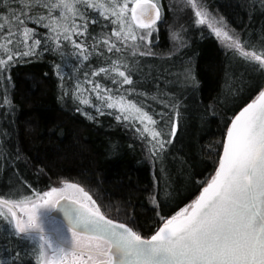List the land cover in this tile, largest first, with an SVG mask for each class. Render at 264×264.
<instances>
[{
  "label": "trees",
  "instance_id": "trees-1",
  "mask_svg": "<svg viewBox=\"0 0 264 264\" xmlns=\"http://www.w3.org/2000/svg\"><path fill=\"white\" fill-rule=\"evenodd\" d=\"M142 0H0V200L78 184L150 238L214 178L234 117L264 89V62L226 49L189 11L156 28ZM264 59V0H203ZM43 250L0 206V264Z\"/></svg>",
  "mask_w": 264,
  "mask_h": 264
},
{
  "label": "water",
  "instance_id": "water-1",
  "mask_svg": "<svg viewBox=\"0 0 264 264\" xmlns=\"http://www.w3.org/2000/svg\"><path fill=\"white\" fill-rule=\"evenodd\" d=\"M161 16L151 0L133 9L142 27ZM51 216L110 244L107 258L95 264H264V89L232 120L220 166L188 212L150 238L68 197Z\"/></svg>",
  "mask_w": 264,
  "mask_h": 264
},
{
  "label": "rangeland",
  "instance_id": "rangeland-1",
  "mask_svg": "<svg viewBox=\"0 0 264 264\" xmlns=\"http://www.w3.org/2000/svg\"><path fill=\"white\" fill-rule=\"evenodd\" d=\"M167 2L169 8L189 11L197 23L211 28L226 49L240 50L264 62V59L244 50L226 21L217 13L210 11L203 0H167ZM136 4L135 2L126 8L132 16ZM146 28L142 30L143 36H147L150 29L152 30L150 27ZM153 28L156 26L154 25ZM62 197L75 199L101 212L91 196L78 184L71 182L54 186L36 200L24 203L0 200V206L11 213L19 231L31 234L39 241L43 250L41 264H95L105 260L106 252L110 249V244L106 240L77 233L61 220L50 215L56 202ZM191 206L192 204L183 208L176 217L186 214Z\"/></svg>",
  "mask_w": 264,
  "mask_h": 264
},
{
  "label": "flooded vegetation",
  "instance_id": "flooded-vegetation-1",
  "mask_svg": "<svg viewBox=\"0 0 264 264\" xmlns=\"http://www.w3.org/2000/svg\"><path fill=\"white\" fill-rule=\"evenodd\" d=\"M57 203V202H56ZM56 205V204H55ZM51 215V214H50ZM106 258H107V256H106Z\"/></svg>",
  "mask_w": 264,
  "mask_h": 264
}]
</instances>
